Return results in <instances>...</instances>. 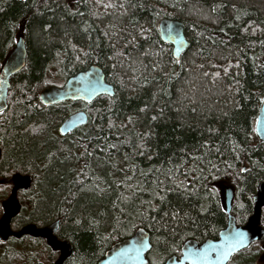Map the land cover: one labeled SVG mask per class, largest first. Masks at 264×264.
I'll return each mask as SVG.
<instances>
[{
    "label": "trees",
    "instance_id": "trees-1",
    "mask_svg": "<svg viewBox=\"0 0 264 264\" xmlns=\"http://www.w3.org/2000/svg\"><path fill=\"white\" fill-rule=\"evenodd\" d=\"M165 17L185 24L190 45L179 60L161 40ZM20 31L27 62L0 114L1 175L32 177L19 193L14 231L58 221L56 236L74 250L64 264H98L143 228L148 264H164L188 240L218 239L228 224L227 186L237 224L246 223L264 182L255 129L264 0H0V69ZM92 64L114 96L41 104L39 92L55 78ZM79 105L88 122L61 135ZM1 194L0 215L8 196ZM263 244L264 237L229 264H257ZM56 255L42 238L0 242V264H53Z\"/></svg>",
    "mask_w": 264,
    "mask_h": 264
},
{
    "label": "water",
    "instance_id": "water-1",
    "mask_svg": "<svg viewBox=\"0 0 264 264\" xmlns=\"http://www.w3.org/2000/svg\"><path fill=\"white\" fill-rule=\"evenodd\" d=\"M159 32L161 40L173 46V56L179 60L190 45L185 34L184 22L179 19L165 17L159 22ZM26 56V40L20 36L0 73V111L5 110L8 106L7 97L10 78L25 66ZM101 95L112 97L115 95V88L106 81L103 69L94 64L72 75L62 87H46L41 93V100L46 105L68 100L91 103ZM87 122L88 115L85 111L76 112L62 123L60 134L67 135L78 126L86 125ZM255 129L258 138L264 142V99ZM13 181L12 192L2 203L3 215L0 218V241L6 242L11 236L15 238L31 236L45 239L54 252L60 253L54 264H64L73 255L74 250L68 241L60 240L56 236L59 229L58 221L45 227L28 224L17 231L12 229V220L21 211L18 192L30 189L32 177L17 173L14 175ZM233 198V189L227 186L225 189V204L228 224L219 233L218 239H207L202 243L196 240H188L182 246L180 258L173 256L164 264H229L232 257L238 252L262 240L264 237L262 226L264 182L259 185L253 198L255 203L254 212L243 225H238L235 216L232 214ZM151 247L149 233L145 229L139 228L131 237L113 244L98 264H148V254Z\"/></svg>",
    "mask_w": 264,
    "mask_h": 264
},
{
    "label": "flooded vegetation",
    "instance_id": "flooded-vegetation-1",
    "mask_svg": "<svg viewBox=\"0 0 264 264\" xmlns=\"http://www.w3.org/2000/svg\"><path fill=\"white\" fill-rule=\"evenodd\" d=\"M22 31H20L19 33H18V36H17V38H16V43H17V41H18V39H19V37L20 36H22V37H24L23 36V33H21ZM21 33V34H20ZM25 38V37H24ZM26 40V39H25ZM15 46H16V44H15ZM14 46V47H15ZM14 49V48H13ZM12 49V50H13ZM12 52V51H11ZM10 52V53H11ZM10 53L7 55V57L10 55ZM7 57L5 58V60H4V63L6 62V59H7ZM27 57H28V51H27V56H26V62H27ZM4 63H3V65H2V67H1V69H0V73H1V70H2V68H3V66H4ZM26 65V64H25ZM25 67V66H24ZM23 67V68H24ZM22 68V69H23ZM21 69V70H22ZM20 70V71H21ZM83 70H85V69H83ZM19 71V72H20ZM80 71H82V70H80ZM19 72H17V73H19ZM16 73V74H17ZM76 74V73H75ZM15 75V74H14ZM13 75V76H14ZM74 75V74H73ZM13 76L10 78V88H9V90H8V97H7V104H8V106H9V100H10V90L12 89V79H13ZM72 76V75H71ZM70 76V77H71ZM70 77H68V78H66V79H62V82L61 83H55V84H52V85H50V86H57V87H62L66 82H67V80L70 78ZM46 87H48V86H46ZM46 87H44L43 89H41V91L39 92V100H40V102H41V104L43 105V106H45V107H47V106H51V105H58V104H61V103H66V102H76V104L78 105V103L79 102H82V103H86V102H84V101H74V100H68V101H62V102H58V103H53V104H50V105H46V104H44L43 102H42V100H41V93H42V91L46 88ZM92 103V102H91ZM91 103H86V104H91ZM8 106H7V108H8ZM7 108L5 109V110H7ZM5 110H3V111H5ZM3 111H0V114L3 112ZM79 111H85V110H83V109H81V106L79 105L78 106V108L76 109V110H74L72 113H70V114H68L65 118H64V120L61 122V124L59 125V128H58V130H59V132H60V126L62 125V123L70 116V115H72V114H74V113H76V112H79ZM86 112V111H85ZM87 113V112H86ZM87 115H88V113H87ZM88 119H89V115H88ZM3 125L2 124H0V127H2ZM79 127H81V126H78L77 128H75L73 131H71L70 133H72V132H74L76 129H78ZM70 133H68V134H70ZM67 134V135H68ZM66 136V135H65ZM1 149H0V157H1ZM18 173V172H17ZM17 173H13L11 176H7V177H4L3 175H1V173H0V186L1 187H4L5 189H8L7 190V192L9 193V195H8V197L10 196V194H11V192H12V189H13V187H14V181H13V177H14V175L15 174H17ZM19 174H21V173H19ZM22 175H28V174H22ZM23 191H25V190H23ZM21 191H19L18 192V199H19V193H20ZM7 197V198H8ZM6 198V199H7ZM6 199H4V200H2L1 201V206H2V203H3V201H5ZM20 201V200H19ZM2 215H3V206H2ZM1 215V216H2ZM17 231V230H16ZM11 238H12V236L8 239V241H6V242H1L2 244H8V243H10V240H11ZM46 241V240H45ZM47 243V242H46ZM202 243V242H201ZM48 245V244H47ZM57 253V256L59 257V252H56ZM181 256V255H180ZM180 256L178 257V258H180ZM57 257V258H58ZM56 261V260H55ZM54 261V262H55ZM53 262V263H54Z\"/></svg>",
    "mask_w": 264,
    "mask_h": 264
},
{
    "label": "rangeland",
    "instance_id": "rangeland-1",
    "mask_svg": "<svg viewBox=\"0 0 264 264\" xmlns=\"http://www.w3.org/2000/svg\"><path fill=\"white\" fill-rule=\"evenodd\" d=\"M22 33V32H21ZM20 33V34H21ZM58 79H60V80H58ZM62 82V80H61V78H59V77H57V78H55L54 79V84L56 83H61ZM7 190L8 189H5L4 187H1L0 186V193H2V194H7L8 192H7ZM4 191V192H3ZM2 194H1V196H2ZM8 195H9V193H8ZM8 197V196H7ZM6 197V198H7ZM222 197L224 198V201H225V190H224V195H222ZM3 200L4 199H6V198H3V197H1ZM2 215V214H1ZM1 215H0V217H1ZM57 255L55 256V259H54V261L55 260H57ZM54 264V263H53ZM257 264H264V244L262 245V253H261V255H260V258H259V260H258V262H257Z\"/></svg>",
    "mask_w": 264,
    "mask_h": 264
},
{
    "label": "bare ground",
    "instance_id": "bare-ground-1",
    "mask_svg": "<svg viewBox=\"0 0 264 264\" xmlns=\"http://www.w3.org/2000/svg\"><path fill=\"white\" fill-rule=\"evenodd\" d=\"M92 65H94V64H92ZM90 66H91V65H90ZM88 67H89V66H88ZM88 67H87V68H88ZM48 86H50V85H48Z\"/></svg>",
    "mask_w": 264,
    "mask_h": 264
},
{
    "label": "snow or ice",
    "instance_id": "snow-or-ice-1",
    "mask_svg": "<svg viewBox=\"0 0 264 264\" xmlns=\"http://www.w3.org/2000/svg\"><path fill=\"white\" fill-rule=\"evenodd\" d=\"M143 31V30H142ZM207 75V74H206Z\"/></svg>",
    "mask_w": 264,
    "mask_h": 264
}]
</instances>
